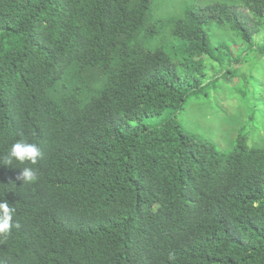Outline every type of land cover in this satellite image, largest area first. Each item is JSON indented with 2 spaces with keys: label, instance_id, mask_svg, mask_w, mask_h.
I'll list each match as a JSON object with an SVG mask.
<instances>
[{
  "label": "trees",
  "instance_id": "obj_1",
  "mask_svg": "<svg viewBox=\"0 0 264 264\" xmlns=\"http://www.w3.org/2000/svg\"><path fill=\"white\" fill-rule=\"evenodd\" d=\"M150 10V0H0V158L21 131L44 152L32 184L17 179L25 165L0 164V202L22 225L0 243V264H264V137L253 148L235 131L221 153L176 124L216 83L212 60L248 100L253 127L234 121L261 135L264 82L232 67L247 70L243 55H215L226 44L213 47L207 30L264 53V0H222L175 23L181 49L209 57L187 70L137 42Z\"/></svg>",
  "mask_w": 264,
  "mask_h": 264
},
{
  "label": "rangeland",
  "instance_id": "obj_2",
  "mask_svg": "<svg viewBox=\"0 0 264 264\" xmlns=\"http://www.w3.org/2000/svg\"><path fill=\"white\" fill-rule=\"evenodd\" d=\"M220 1L222 0H150L151 15L146 22L145 30H141L142 32L140 31L141 33L137 36V42L145 50L164 49L181 63V70H187V66H190L192 60H209L206 54H199L198 52L193 54L196 50H193V53L184 52L181 49L183 41L181 38L174 36L173 30L175 23L186 20L189 11L199 10ZM207 31L212 39L213 47L226 44L223 50H215V55L218 56L221 52L223 55L232 54L234 59L243 55L242 59L247 58L248 61H251V63L245 65L247 70L240 63L234 64L232 67L241 68L247 74L256 76L255 84L264 82V53L260 51L259 47L254 49L251 44H247L239 46L240 50L238 46L234 48V44H231L234 39L238 42L239 35L237 33L215 29H208ZM256 40L258 43H264L262 37H257ZM212 63V60L206 63L211 70L210 73H207L208 82L216 81V83H212L204 94H198L188 101L185 105V111L179 115L176 124L181 127L186 135L194 137L196 141L204 142L221 153L231 151L233 138L234 136L237 138V133L240 131H244L241 136L248 137L249 146L253 148L261 146L260 140L264 137V129L261 135L255 131L254 136H252V133L248 132L243 126L253 127L254 122L247 113L248 100L234 92L236 86H240V79H235L230 74L225 76L230 70L228 65L221 68L219 65L217 71H220L214 72L213 68L210 67ZM203 70L205 69L203 68ZM249 86L256 89L252 84ZM236 117L242 120L243 125H238L234 121ZM259 117L254 118L259 120ZM166 120V118H161L148 122V124H161Z\"/></svg>",
  "mask_w": 264,
  "mask_h": 264
},
{
  "label": "clouds",
  "instance_id": "obj_3",
  "mask_svg": "<svg viewBox=\"0 0 264 264\" xmlns=\"http://www.w3.org/2000/svg\"><path fill=\"white\" fill-rule=\"evenodd\" d=\"M18 135L22 139L12 146L6 156L0 158V164L12 166L15 162L20 165H25L17 179L22 180L24 184L38 182L41 173L37 166L44 158V152L38 144L29 143L26 139H23V131L19 132ZM21 227L22 225L15 216V208L7 201L0 202V243H7L12 237L13 228L20 229ZM168 259L174 262L176 260L175 253L170 252Z\"/></svg>",
  "mask_w": 264,
  "mask_h": 264
}]
</instances>
